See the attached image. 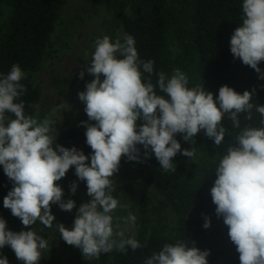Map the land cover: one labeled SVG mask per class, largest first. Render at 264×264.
Segmentation results:
<instances>
[{
	"label": "clouds",
	"instance_id": "clouds-1",
	"mask_svg": "<svg viewBox=\"0 0 264 264\" xmlns=\"http://www.w3.org/2000/svg\"><path fill=\"white\" fill-rule=\"evenodd\" d=\"M242 11V24L231 36L230 51L264 79L259 67L264 61V0H243ZM153 63L139 59L131 35L125 34L123 42L119 37L112 42L107 35L96 39L91 65L86 68L94 79L86 84V91L78 93L89 121L95 122H81L86 125V143L92 149L90 165L82 150L54 144L50 117L39 120L25 114V103L16 101L27 91L21 83L26 74L18 64L12 65L10 72L0 77V165L13 183L3 199L4 208L25 227L39 221L52 228L56 219L52 204L66 212L76 206L74 200L63 199V189L56 183L74 166L91 199L78 208L71 230L55 224L62 239L89 260L114 249L141 248L144 245L135 237H125L137 219L132 212L122 218L126 227L113 223L112 213L119 201L112 195L111 178L119 171L121 158L143 162L138 148L142 145L145 159L154 153L164 171H175L172 160L178 153L195 157V148L182 150L175 135L183 134L185 141L194 142L193 137L204 130L219 146L227 131L222 124L227 116L231 126L240 131L215 168L210 195L216 215L223 217L228 227L240 264H264V106L251 102L252 92L240 94L227 85L219 88L216 98L204 86L189 88L188 77L179 68L170 78L159 72L153 84ZM84 74L80 72L81 79ZM157 88L164 95H159ZM254 108L261 126L241 128L240 115L246 113L244 118L251 120ZM70 189L75 194V181ZM6 223L0 218V249L10 246L23 264H38L48 242L35 230L13 232ZM210 226V218L205 217L203 227ZM209 255L210 250L177 241L164 244L144 264H208ZM0 264H9L7 257L0 258Z\"/></svg>",
	"mask_w": 264,
	"mask_h": 264
},
{
	"label": "trees",
	"instance_id": "trees-1",
	"mask_svg": "<svg viewBox=\"0 0 264 264\" xmlns=\"http://www.w3.org/2000/svg\"><path fill=\"white\" fill-rule=\"evenodd\" d=\"M179 8V16L183 19L182 31L178 34L179 43L186 55L196 59L198 81L189 82L188 87L204 86L205 91L218 97L219 88L227 85L236 92L243 94L245 90L253 93L252 103L264 106V79L250 66L244 65L234 58L230 51V39L234 30L242 24L243 0H175ZM12 13L5 32L0 38V77L8 74L12 65L18 64L23 72L38 71L41 61L49 46L59 11L63 0H7ZM106 9L111 14L112 22L120 27L125 34L131 35L140 60L153 61V84L157 82V74L168 71V32L170 29V10L168 0H105ZM183 36L187 37V43ZM192 58V56H191ZM264 72V61L259 64ZM142 70V69H141ZM147 77V73L144 74ZM21 83L27 89L26 93L16 102L25 103V114L33 116L40 94L38 88L32 87L24 79ZM159 95H164L159 92ZM14 118L11 114H7ZM247 114L240 115L241 128L245 125L260 127L259 113L252 110V119L246 120ZM222 124L227 128L224 141L216 146L214 140L204 148V154L216 166L226 154L227 148L236 143L235 135L240 129L231 126L230 119L225 116ZM86 129L69 128L55 137L54 144L71 149L76 147L89 156L90 165L92 149L86 143ZM140 149L141 161H130L122 157L119 168L132 169L136 177L145 185L163 189L166 206L170 207L176 216L177 227L172 237L158 234L140 236L136 239L144 245L126 252H116L110 264H144L154 252H159L164 244H175L177 241L186 243L189 247L196 246L201 251L210 250L208 264H218L222 258L223 264H240L239 253L232 243L220 248L224 240L223 217L216 215V205L213 203L210 189L214 185L216 174L196 167L177 166L175 171L166 173L162 170L154 153L150 158H144V148ZM180 157L176 155L172 163ZM79 184L72 166L59 184L66 201L70 185ZM13 188L12 181L6 176L0 165V200ZM57 205V204H55ZM148 197L143 195L139 203L140 222L142 227L147 224ZM205 217L210 218L211 226L203 227ZM9 264L19 261L11 248L5 256ZM1 258V252H0Z\"/></svg>",
	"mask_w": 264,
	"mask_h": 264
},
{
	"label": "rangeland",
	"instance_id": "rangeland-1",
	"mask_svg": "<svg viewBox=\"0 0 264 264\" xmlns=\"http://www.w3.org/2000/svg\"><path fill=\"white\" fill-rule=\"evenodd\" d=\"M168 1L171 15L168 32V71L172 75L174 69L179 68L186 74L189 82H197L196 59L193 55L191 58L185 54L178 40L179 31L185 34L182 31L184 28H180V26L183 27V19L179 16L178 5L175 0ZM11 13L12 9L7 0H0V38L6 30ZM104 35L109 36L112 42H115L118 37L123 42L124 33L112 22L105 0H63L49 46L38 71L24 72L26 74L24 80L32 87L38 88L40 94L33 117L39 120L50 117L53 121L55 137L69 128L86 129V125L81 122L95 123L89 121L84 111L85 104L79 100L78 93L86 91V84L94 79V76L88 74L86 68L91 65L96 39ZM183 39L187 43V37L183 36ZM81 71L85 73L83 79L79 75ZM61 104L64 105V109L59 108ZM54 109L57 110L54 111ZM175 139L181 144L182 150L195 148L193 159L178 153L180 158L173 162L176 167L191 166L206 170L212 175L216 174L217 165L215 166L203 152V148L212 141L205 135L204 130L193 137L194 142L185 141L183 134H176ZM111 179L115 187L112 195L119 201L117 209L112 213L114 225L118 223L121 227H126L122 218H126L129 212L137 217L135 226L125 232V237L137 238L153 233L165 237L174 235L177 227L176 216L174 211L166 206L162 188L143 184L130 168H119ZM143 195L148 197L145 227L141 225L139 213V203ZM69 199L74 200L76 205L71 212L61 210L58 205H51L52 214L56 218L52 228L45 227L39 221L35 225L23 226L19 218L14 217L9 209L4 208L3 199L0 200V218L6 220L8 230L13 232L35 230L48 242L49 247L47 250H42L38 264H110L117 250L102 253L99 259L89 260L84 258L79 248L68 245L56 230L55 224L61 223L71 230L78 208L91 199L87 195L85 181H79L75 194L72 191L69 192L66 201ZM230 244L232 242L228 235V227L225 225L224 240L220 248ZM8 248L10 246L6 245L0 249L1 258L5 256ZM223 262L222 258L218 260V264ZM10 264H23V262L14 261Z\"/></svg>",
	"mask_w": 264,
	"mask_h": 264
}]
</instances>
